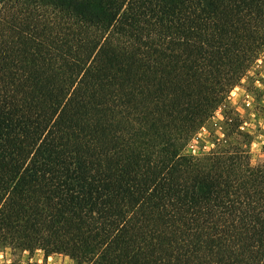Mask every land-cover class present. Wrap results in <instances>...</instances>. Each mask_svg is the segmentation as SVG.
Here are the masks:
<instances>
[{"label": "trees", "instance_id": "obj_1", "mask_svg": "<svg viewBox=\"0 0 264 264\" xmlns=\"http://www.w3.org/2000/svg\"><path fill=\"white\" fill-rule=\"evenodd\" d=\"M263 54L264 0H0V249L264 264V161L229 101Z\"/></svg>", "mask_w": 264, "mask_h": 264}, {"label": "rangeland", "instance_id": "obj_2", "mask_svg": "<svg viewBox=\"0 0 264 264\" xmlns=\"http://www.w3.org/2000/svg\"><path fill=\"white\" fill-rule=\"evenodd\" d=\"M229 101L244 120V126L253 134L250 146L251 161L258 164L264 161V54L255 62L250 71L230 92ZM223 110L200 130L196 138L186 148V153L202 154L214 146L216 135L223 137ZM137 213L145 214L144 208ZM0 264H74L65 254L46 256L42 250L30 253L10 247L0 249Z\"/></svg>", "mask_w": 264, "mask_h": 264}]
</instances>
